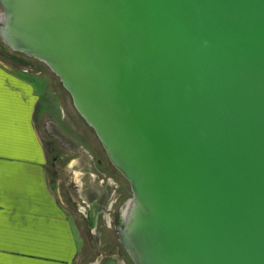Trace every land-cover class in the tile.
<instances>
[{
	"label": "water",
	"instance_id": "water-1",
	"mask_svg": "<svg viewBox=\"0 0 264 264\" xmlns=\"http://www.w3.org/2000/svg\"><path fill=\"white\" fill-rule=\"evenodd\" d=\"M0 4L129 181L134 264H264V0Z\"/></svg>",
	"mask_w": 264,
	"mask_h": 264
},
{
	"label": "rangeland",
	"instance_id": "rangeland-1",
	"mask_svg": "<svg viewBox=\"0 0 264 264\" xmlns=\"http://www.w3.org/2000/svg\"><path fill=\"white\" fill-rule=\"evenodd\" d=\"M0 58L10 66L29 69L32 66L40 81V111L36 125L48 162L52 192L68 214L73 235L70 260L53 261L54 264H134L117 232L122 226L117 216L132 198L129 181L113 166L96 133L94 135L69 92L47 65L13 52L1 39ZM121 190L123 198L113 204ZM92 204L103 209V214L92 215ZM112 206L116 213L111 212ZM111 213L115 219L110 223Z\"/></svg>",
	"mask_w": 264,
	"mask_h": 264
},
{
	"label": "crops",
	"instance_id": "crops-1",
	"mask_svg": "<svg viewBox=\"0 0 264 264\" xmlns=\"http://www.w3.org/2000/svg\"><path fill=\"white\" fill-rule=\"evenodd\" d=\"M30 68L0 58V264H54L73 254L68 214L49 184L36 125L40 81Z\"/></svg>",
	"mask_w": 264,
	"mask_h": 264
},
{
	"label": "flooded vegetation",
	"instance_id": "flooded-vegetation-1",
	"mask_svg": "<svg viewBox=\"0 0 264 264\" xmlns=\"http://www.w3.org/2000/svg\"><path fill=\"white\" fill-rule=\"evenodd\" d=\"M93 133H94V135H95L94 130H93ZM87 154H88V153H87ZM88 156L90 157V154H88ZM91 158H92V157H91ZM95 169H96L98 172H101V171H99L100 169H98V167H95ZM114 170H115V168H114ZM115 171H116V170H115ZM118 172H119V171H118ZM101 173H102V172H101ZM92 178H93V176H92ZM49 184H50V181H49ZM120 188H122V186H121ZM120 188H119V189H120ZM88 191H89V193H91V190H88ZM122 191H123V190L120 191L118 197L115 196V197H116V198H115L116 201H115L113 204H116L118 201H120V200L123 198L124 193H123ZM131 191H132L131 197L133 198V190H132V188H131ZM53 195H55V194L53 193ZM115 195H116V194H115ZM132 198H131V199H132ZM129 203H130V202L127 203L126 207H128ZM92 205H93V206L90 207V208H91V214H92V215L95 214V213H97V214H103V209H99V208H97L94 204H92ZM113 206H114V205H113ZM113 206L111 207L110 210H111V212L116 213V212L114 211V209H113ZM126 207H124L123 210H120V213H119L118 216H117V217H118V221H121V224H122V226H121L120 228L117 229V232H118V237H119L120 243L123 245V247H124V248L126 249V251L128 252L126 245H125L124 243L121 242L122 237H121V234H120L121 230L124 229V227H125V221H124V219H125V213H124V209H126ZM110 210H109V211H110ZM113 213H111L110 215L112 216ZM112 218H113V220H112V219L109 220L110 223H111V222H114L115 216L113 215ZM109 228H110V226H109ZM111 228H112V225H111ZM131 259H132V258H131Z\"/></svg>",
	"mask_w": 264,
	"mask_h": 264
},
{
	"label": "bare ground",
	"instance_id": "bare-ground-1",
	"mask_svg": "<svg viewBox=\"0 0 264 264\" xmlns=\"http://www.w3.org/2000/svg\"><path fill=\"white\" fill-rule=\"evenodd\" d=\"M0 15H1V14H0ZM132 203H133V202H132ZM132 203L130 202L129 205H128V207H126V209H124L125 217H126V215L128 216V220H127L128 223L131 221V219H133V214H134V213H133L132 209H134V208H133V206H132ZM129 209H130L131 211H130Z\"/></svg>",
	"mask_w": 264,
	"mask_h": 264
},
{
	"label": "snow or ice",
	"instance_id": "snow-or-ice-1",
	"mask_svg": "<svg viewBox=\"0 0 264 264\" xmlns=\"http://www.w3.org/2000/svg\"><path fill=\"white\" fill-rule=\"evenodd\" d=\"M3 141V113L2 109H0V147H2Z\"/></svg>",
	"mask_w": 264,
	"mask_h": 264
}]
</instances>
